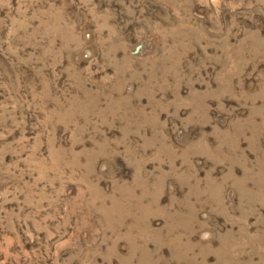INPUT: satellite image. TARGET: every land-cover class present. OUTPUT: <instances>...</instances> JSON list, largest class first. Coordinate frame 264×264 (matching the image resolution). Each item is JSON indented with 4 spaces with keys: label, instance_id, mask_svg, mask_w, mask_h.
Masks as SVG:
<instances>
[{
    "label": "rangeland",
    "instance_id": "374dc122",
    "mask_svg": "<svg viewBox=\"0 0 264 264\" xmlns=\"http://www.w3.org/2000/svg\"><path fill=\"white\" fill-rule=\"evenodd\" d=\"M0 264H264V0H0Z\"/></svg>",
    "mask_w": 264,
    "mask_h": 264
}]
</instances>
